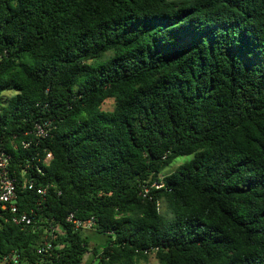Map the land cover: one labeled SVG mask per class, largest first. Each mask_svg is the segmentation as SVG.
<instances>
[{
	"label": "trees",
	"instance_id": "1",
	"mask_svg": "<svg viewBox=\"0 0 264 264\" xmlns=\"http://www.w3.org/2000/svg\"><path fill=\"white\" fill-rule=\"evenodd\" d=\"M0 151L37 226L0 255L264 264V0H0Z\"/></svg>",
	"mask_w": 264,
	"mask_h": 264
},
{
	"label": "built area",
	"instance_id": "2",
	"mask_svg": "<svg viewBox=\"0 0 264 264\" xmlns=\"http://www.w3.org/2000/svg\"><path fill=\"white\" fill-rule=\"evenodd\" d=\"M35 135L44 136L46 130L38 126L37 130H33ZM29 142H22V145L26 147ZM51 158V154L47 153L46 160ZM9 155L4 151H0V218L3 220L10 221L12 224L19 226L20 228H25L27 226L37 227L36 221L34 219L33 210H20L17 205V192H16V178L10 172V162ZM28 188H33L34 184L32 181H26ZM151 186L158 188L162 186L161 181H155ZM148 189H143V194L147 193ZM37 194L40 196V201L44 200L46 194V187L40 186L36 188ZM66 221L73 224L74 229L83 228L90 229L91 221L82 222L80 220H74L72 214L66 217ZM59 228L57 226H50L49 233L42 237V242L37 246L36 253L41 255H46L52 249V238L57 235ZM0 264H22L21 254L17 250H11L3 255H0ZM33 264H47L43 260H38Z\"/></svg>",
	"mask_w": 264,
	"mask_h": 264
},
{
	"label": "rangeland",
	"instance_id": "3",
	"mask_svg": "<svg viewBox=\"0 0 264 264\" xmlns=\"http://www.w3.org/2000/svg\"><path fill=\"white\" fill-rule=\"evenodd\" d=\"M12 94V92H6V94L3 96L4 98L7 96H10ZM102 108L105 110H111L113 108V100L112 99H107L104 101V103L102 104ZM186 159V157H177L175 158L169 165L168 167L164 170V173H169L172 170L175 169V167H177L179 164H181L184 160ZM159 211L161 213L166 211V207L163 201L159 202ZM169 215V214H167ZM85 234L89 235L90 234V229H84ZM99 240V238H97ZM94 239H91V242L89 244V251L84 255L83 257V261L82 264H88L90 262L92 253H91V249L94 246ZM137 264H159L158 261L156 260V258L154 257V255L152 253H150L147 257V259L145 260H140L139 262H137Z\"/></svg>",
	"mask_w": 264,
	"mask_h": 264
}]
</instances>
